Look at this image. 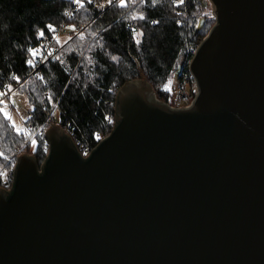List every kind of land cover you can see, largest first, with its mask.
<instances>
[{
	"label": "water",
	"instance_id": "water-1",
	"mask_svg": "<svg viewBox=\"0 0 264 264\" xmlns=\"http://www.w3.org/2000/svg\"><path fill=\"white\" fill-rule=\"evenodd\" d=\"M210 1L191 107L135 79L88 157L58 124L41 166L19 156L0 264H264V0Z\"/></svg>",
	"mask_w": 264,
	"mask_h": 264
},
{
	"label": "trees",
	"instance_id": "trees-1",
	"mask_svg": "<svg viewBox=\"0 0 264 264\" xmlns=\"http://www.w3.org/2000/svg\"><path fill=\"white\" fill-rule=\"evenodd\" d=\"M126 5L112 0L104 9L92 0H0V92L17 86L13 94L25 96L31 107L19 132L0 112V170L13 168L22 154L33 155L41 166L49 153L46 130L53 124L79 149L96 147L112 133L108 117L115 119L118 90L129 81L146 79L158 98L171 103L170 84L188 72L192 50L216 19L201 0H126ZM66 21L84 29L70 32L67 43L55 42L58 52L41 63L39 56H48L43 49L52 34L48 26L55 29ZM29 49L39 52L33 57ZM12 96L0 99L14 108ZM55 110L58 116L51 121Z\"/></svg>",
	"mask_w": 264,
	"mask_h": 264
},
{
	"label": "built area",
	"instance_id": "built-area-1",
	"mask_svg": "<svg viewBox=\"0 0 264 264\" xmlns=\"http://www.w3.org/2000/svg\"><path fill=\"white\" fill-rule=\"evenodd\" d=\"M106 1L108 0H92L95 6H99L98 5L99 3L102 5ZM188 1L189 0H184L183 4H187ZM203 2H204V5L208 4V0H203ZM104 6L107 7L108 5L105 4ZM70 17H72V15ZM179 24H181V22H179ZM83 29H84L83 25H80L78 23H71L67 21L64 22L61 26L55 28V31H52V34L45 40V43L43 45V49L48 54V56L47 54H46L47 56L46 58H44V56H41V57L39 56V61H41V63H45L47 60L53 58L56 55L59 49L58 47H54L53 45L55 42L58 41V39L61 37L62 34L64 33L70 34V32L79 33ZM196 49L192 50L193 55L195 54ZM49 53H51V55H49ZM177 84L178 86H177L176 92H175V89H173V94H175L173 102L169 104V106H171L172 108L191 107L198 95L199 89H198V85H197L195 78L193 77L192 73L189 70V67H188V72L184 73V75L178 80ZM16 88L17 86L13 87L11 91L8 93V95L9 96L13 95V91ZM56 107H57V104H56ZM108 120L109 122L114 123L113 118L108 117ZM93 149H86L84 148V146H81L79 150L81 151L84 157H88ZM16 163H17V160L13 163L14 167L11 168L10 170L8 169L0 170V187L5 188L6 190H10L12 188L13 183H14V170H15Z\"/></svg>",
	"mask_w": 264,
	"mask_h": 264
},
{
	"label": "rangeland",
	"instance_id": "rangeland-1",
	"mask_svg": "<svg viewBox=\"0 0 264 264\" xmlns=\"http://www.w3.org/2000/svg\"><path fill=\"white\" fill-rule=\"evenodd\" d=\"M202 1V4H203V7L206 8L208 10V14L211 13L214 15V12H213V7H212V3L210 0H208V4L207 5H204V2L203 0ZM107 4L109 7L111 5V3H109V1H106L104 2L102 5L99 3L98 7H103L104 9H106L107 7H105L104 5ZM214 26V25H213ZM212 29V28H211ZM210 32V31H209ZM208 32V33H209ZM208 35V34H207ZM206 35V36H207ZM69 33H64L61 35V37L58 39L59 40V44H64L65 41H68V38H69ZM70 40V39H69ZM178 80H174L171 84H170V89H172V92H173V89H175V92H176V89H177V86H178ZM14 92V91H13ZM174 95L172 96V101L171 103L173 102V99H174ZM9 96V95H8ZM157 96V95H156ZM158 97V96H157ZM4 99V98H3ZM160 99V98H158ZM12 100H15V103H12ZM161 100V99H160ZM11 103L13 104L14 108L11 107L12 105L9 104L7 102V106H6V111L9 113V116L11 117V121L12 123L16 126V129H22L24 127V123L25 121L27 120V118L29 117V114L31 112V107L28 105V100L25 96L23 95H17V94H13V96L11 97L10 99ZM162 102H164L163 100H161ZM167 104H171L169 102H165ZM5 107V106H4ZM13 109V110H12ZM57 110V109H56ZM54 112L53 115H51V121H55L57 116H58V111ZM55 118H54V117ZM114 122H115V119H114ZM47 131V130H46ZM106 137V136H105ZM79 148V147H78Z\"/></svg>",
	"mask_w": 264,
	"mask_h": 264
},
{
	"label": "snow or ice",
	"instance_id": "snow-or-ice-1",
	"mask_svg": "<svg viewBox=\"0 0 264 264\" xmlns=\"http://www.w3.org/2000/svg\"><path fill=\"white\" fill-rule=\"evenodd\" d=\"M76 2L79 3L80 0H76ZM111 2H112V0H109V3H111ZM141 2H143V0H141ZM156 2H157V0H153V3H156ZM183 2H184V0H179V3H183ZM119 6L120 7H126L127 6L126 0H119ZM132 18L136 19L135 16H133ZM139 18L143 19L144 17L141 15ZM48 27L50 30L55 31V29L52 28L51 25H49ZM133 31H135V30H133ZM40 34L43 36V32H41ZM93 35H95V33H93ZM136 35H142V33H137ZM80 38L83 39V33L80 34ZM68 39H71V37H69ZM57 42L59 43V40ZM65 43H67V41H65ZM139 43H140V41L137 39V44H139ZM29 52L33 55V57H35L37 55V53L39 52V49H29ZM49 55H51V53H49ZM56 59L59 60L60 57L57 56ZM113 59H116V57H113ZM61 62L63 63V61H61ZM28 63L32 64L33 61L29 60ZM16 79H18V78H16ZM8 91H11L10 86H8ZM7 94H8L7 92H0V97L7 96ZM50 99H51V97H50ZM12 103H15V100H12ZM0 105H5V107H0V112H2L4 114L6 119H10L11 117L9 116V113L6 111L7 102L3 99H0ZM17 131L19 132L21 130L18 128ZM33 144H35V141H33Z\"/></svg>",
	"mask_w": 264,
	"mask_h": 264
}]
</instances>
